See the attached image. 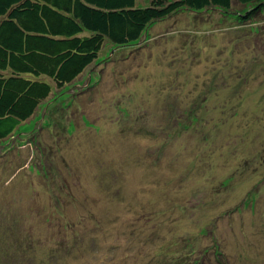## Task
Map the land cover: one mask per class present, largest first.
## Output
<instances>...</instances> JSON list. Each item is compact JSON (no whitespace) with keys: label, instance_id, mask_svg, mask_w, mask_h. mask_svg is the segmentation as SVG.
Listing matches in <instances>:
<instances>
[{"label":"rangeland","instance_id":"1","mask_svg":"<svg viewBox=\"0 0 264 264\" xmlns=\"http://www.w3.org/2000/svg\"><path fill=\"white\" fill-rule=\"evenodd\" d=\"M251 6L185 8L105 42L0 142V264H264Z\"/></svg>","mask_w":264,"mask_h":264},{"label":"trees","instance_id":"2","mask_svg":"<svg viewBox=\"0 0 264 264\" xmlns=\"http://www.w3.org/2000/svg\"><path fill=\"white\" fill-rule=\"evenodd\" d=\"M234 2L252 4L241 18L264 11V0H0V142L73 83L105 42L130 45L181 9L229 10Z\"/></svg>","mask_w":264,"mask_h":264}]
</instances>
